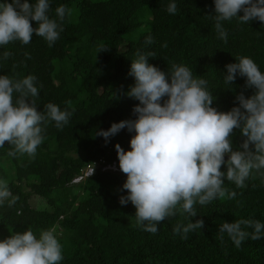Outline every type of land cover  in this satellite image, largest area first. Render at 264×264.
I'll use <instances>...</instances> for the list:
<instances>
[{
  "label": "trees",
  "instance_id": "16d2710c",
  "mask_svg": "<svg viewBox=\"0 0 264 264\" xmlns=\"http://www.w3.org/2000/svg\"><path fill=\"white\" fill-rule=\"evenodd\" d=\"M172 2L177 5L175 14L166 10ZM49 3L48 15L58 23L55 9L61 5L71 9L76 19L66 14L61 25L64 30L51 47L35 33L27 45L14 41L0 46V75L13 79L35 76L39 94L34 99L40 112L47 103L62 111H75L62 129L54 121L47 123L34 157L9 156L12 146L8 142L0 148V179L19 197L12 207L7 200L0 205V240L27 229L37 237L42 230H54L62 245L59 264H264V231L261 239L249 236L240 248L227 233L221 243L218 232L224 222L251 219L264 223V169L253 170L244 187L225 178L223 187L236 192L234 199L217 198L203 206L197 203L195 217L177 211L176 216L157 224L155 234L136 226L131 202L120 204V197L128 194L123 190L127 177L121 171L99 169L73 183L101 158L119 164L116 144L130 150L135 133L127 128L107 142L96 133L108 130L113 123L137 118L133 109L139 101L126 93L135 84L129 71L138 50L155 53L148 62L165 72L172 63L187 66L194 78L208 82L212 106L228 112L239 106L238 94L250 97L255 89L247 88L246 78L238 74L232 85L226 84V65L247 56L264 72V22L241 23L238 17L223 21L225 43L215 29L214 0ZM243 14L241 11L238 16ZM32 26L38 27L37 22L32 21ZM148 36L152 44L145 43ZM5 51L11 53L7 60L3 59ZM69 100L71 107L66 104ZM230 139L233 150L243 151L245 137L240 129H235ZM228 158L226 155L225 161ZM221 170L227 171L226 163ZM200 219L204 228L190 231L186 239L182 230L179 234L173 231L177 224L186 226Z\"/></svg>",
  "mask_w": 264,
  "mask_h": 264
},
{
  "label": "clouds",
  "instance_id": "9594fccd",
  "mask_svg": "<svg viewBox=\"0 0 264 264\" xmlns=\"http://www.w3.org/2000/svg\"><path fill=\"white\" fill-rule=\"evenodd\" d=\"M214 4L215 29L225 43L227 32L223 21L238 17L241 23L264 22V0H214ZM49 10V0L0 2V46L14 41L27 45L35 33L51 47L64 30L61 25L66 14L71 15V9L64 5L55 9L60 23L49 17ZM166 10L175 14L176 3H169ZM241 11L244 14L238 16ZM32 21L38 27L34 28ZM145 43L152 44V37L148 36ZM10 55L5 51L3 59ZM135 56L129 71L135 84L126 95L139 101L133 109L137 118L113 123L96 135L103 136L107 142L125 128L135 133L130 150L115 145L119 168L127 177L123 190L128 194L121 196L119 202L121 205L131 202L136 209V226L155 234L157 224L176 216L177 211L195 217L197 203L203 206L217 198L234 199L236 192L229 193L223 187L225 178L238 188L244 187L253 170L264 169V72L247 56L227 64L225 83L232 85L238 74L246 78L245 86L255 92L250 97L241 92L236 97L239 106L221 112L212 106L214 98L207 90L208 82L194 78L187 66L172 63L165 72L148 62L155 53L138 50ZM35 81L33 75L23 79L0 75V148L8 142L12 146L9 156L34 157L44 140L42 133L47 123L54 121L62 129L75 111L67 108L62 111L54 103H47L43 112L38 111ZM66 104L71 107L70 100ZM235 129H240L245 137L243 151L233 150L230 137ZM225 163L226 172L221 170ZM18 199L9 190L7 181L0 179V205L7 200L12 207ZM204 226V220L200 219L186 226L177 224L173 231L179 234L182 230L186 239L187 233ZM247 228L253 231L249 233ZM262 231L264 223L251 219L224 222L218 230L221 243L223 234L227 233L237 248L249 236L252 240L261 239ZM62 260V245L54 230H42L37 237L27 229L0 240V264H59Z\"/></svg>",
  "mask_w": 264,
  "mask_h": 264
},
{
  "label": "built area",
  "instance_id": "2783aa9c",
  "mask_svg": "<svg viewBox=\"0 0 264 264\" xmlns=\"http://www.w3.org/2000/svg\"><path fill=\"white\" fill-rule=\"evenodd\" d=\"M102 170L103 172H120L119 164L117 162H108L104 158L98 160L97 163L88 165L84 170L81 176L77 177L73 183H80L82 180L93 176L97 170Z\"/></svg>",
  "mask_w": 264,
  "mask_h": 264
},
{
  "label": "rangeland",
  "instance_id": "374dc122",
  "mask_svg": "<svg viewBox=\"0 0 264 264\" xmlns=\"http://www.w3.org/2000/svg\"><path fill=\"white\" fill-rule=\"evenodd\" d=\"M75 17H76V16H73L72 13H71V18L75 20V19H76ZM74 182H75V181H74ZM34 203H36V200L34 201Z\"/></svg>",
  "mask_w": 264,
  "mask_h": 264
}]
</instances>
